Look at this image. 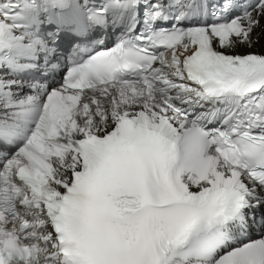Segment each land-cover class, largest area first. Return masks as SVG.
Listing matches in <instances>:
<instances>
[{"label":"snow or ice","instance_id":"snow-or-ice-1","mask_svg":"<svg viewBox=\"0 0 264 264\" xmlns=\"http://www.w3.org/2000/svg\"><path fill=\"white\" fill-rule=\"evenodd\" d=\"M262 38L264 0H0V264H264Z\"/></svg>","mask_w":264,"mask_h":264},{"label":"bare ground","instance_id":"bare-ground-1","mask_svg":"<svg viewBox=\"0 0 264 264\" xmlns=\"http://www.w3.org/2000/svg\"><path fill=\"white\" fill-rule=\"evenodd\" d=\"M257 31H259V30H257ZM255 35V34H254ZM264 38H262L261 40H263ZM260 43H258V44H256V45H259Z\"/></svg>","mask_w":264,"mask_h":264}]
</instances>
